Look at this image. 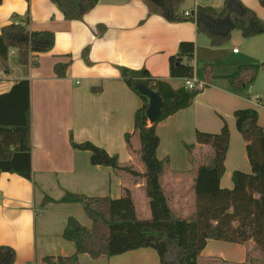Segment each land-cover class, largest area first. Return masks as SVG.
Instances as JSON below:
<instances>
[{
	"label": "crops",
	"instance_id": "0c3cea01",
	"mask_svg": "<svg viewBox=\"0 0 264 264\" xmlns=\"http://www.w3.org/2000/svg\"><path fill=\"white\" fill-rule=\"evenodd\" d=\"M0 2V33L4 26L28 22L29 31L51 32L55 37L51 51L38 54L35 65L22 67L13 51L9 52L7 73L0 62V94L20 80L29 82L30 91L31 181L15 174H0V246L13 249V264H43L47 257L74 255V245L62 234L67 221L75 218L86 229L91 228V221L80 204L58 202L67 193L118 200L127 191L136 206L135 214L139 216L135 208L140 203L144 214L150 215L146 179L142 178L145 168L137 155L139 142L132 135L134 116L142 102L122 81L119 70L145 69L174 90L183 88L185 79L171 78L169 70V59L177 56L183 42L192 43L195 52L191 61L183 59L182 63L192 66L193 79L205 88L189 108L154 127L159 142L155 157L164 162L160 186L170 207L184 217L191 214L196 172L211 162V149L196 144L197 131L215 134L224 123L228 126L229 146L221 188H232L234 170L251 172L246 143L236 129L233 112L254 109L259 126L264 128V69L240 93L233 92L223 78L239 66L264 64V38L249 42L257 49L253 54L241 56L240 51L231 53L226 49L230 56H219L217 63L208 62L199 57V50L210 48L209 40L197 32L195 23H173L155 13L144 0H99L81 20L72 21H66L51 0ZM241 3L264 22V8L257 0ZM199 6L220 10L222 0H182L179 12L191 14ZM57 64L66 65L63 77L55 73ZM250 74L244 73L241 81H248ZM126 134L131 135V149L124 141ZM71 142L93 144L109 156H116L120 165L130 167L140 177L92 165L91 153L74 149ZM174 193L180 195V200ZM45 198L56 202L45 203ZM184 201L189 202L187 209H183ZM197 262L264 264V254L251 241L231 244L208 240ZM77 263L160 264L157 252L150 248L110 258L91 259L80 254Z\"/></svg>",
	"mask_w": 264,
	"mask_h": 264
},
{
	"label": "trees",
	"instance_id": "16d2710c",
	"mask_svg": "<svg viewBox=\"0 0 264 264\" xmlns=\"http://www.w3.org/2000/svg\"><path fill=\"white\" fill-rule=\"evenodd\" d=\"M1 1V0H0ZM68 20H81L99 0H51ZM155 13L169 21L195 23L198 33L205 35L211 48L221 47L230 40L232 31L240 32L244 39L264 34V22L241 0H222V7H196L189 17L179 12L182 0H144ZM264 8V0H257ZM1 3V2H0ZM28 22L4 26L0 33V62L7 73L9 52L14 51L22 67L35 65L38 54L51 51L55 37L50 32L29 31ZM192 43H181L176 57L169 59L171 78L192 79L194 69L183 59L191 61L194 56ZM31 60V62H30ZM66 65L57 64L54 69L59 77L64 76ZM264 64L239 66L231 76L224 77L235 93L249 88ZM121 79L141 100L142 108L134 116L133 136L139 142L138 159L144 164L142 178L147 181L145 194L149 199L152 218H137L133 200L126 191L123 198L85 197L65 194L59 203H78L84 215L91 221L86 229L75 218H70L64 228L63 238L72 243L75 253L72 257H47L43 264H78L77 256L86 254L91 259L113 257L150 248L157 252L160 264H198V258L208 240L231 244L252 242L264 254V128L257 122L254 109L233 112L236 129L246 143L245 152L251 172L234 170L232 188L220 187L224 174L225 155L229 146V129L226 123L215 134L201 131L195 133L196 144L208 146L212 151L211 162L196 172L193 185L194 208L187 217L175 212L160 186V174L164 162L155 157L159 144L154 127L180 110L191 106L203 89L189 90L185 87L174 90L161 79L153 78L145 69L119 70ZM250 72L248 81L242 82L244 73ZM139 86L154 92L162 102L160 117L149 125L146 117L149 98L141 93ZM205 88V87H204ZM30 91L29 82L20 80L9 91L0 94V174L10 173L31 181L30 145ZM131 135L124 141L131 149ZM74 149L91 153L92 165L112 168L116 173L140 177L128 166L120 165L116 156H109L93 144H76ZM190 150L191 147L189 146ZM45 203L54 201L45 198ZM44 203V204H45ZM16 254L8 246H0V264H13ZM215 264V263H202Z\"/></svg>",
	"mask_w": 264,
	"mask_h": 264
},
{
	"label": "rangeland",
	"instance_id": "374dc122",
	"mask_svg": "<svg viewBox=\"0 0 264 264\" xmlns=\"http://www.w3.org/2000/svg\"><path fill=\"white\" fill-rule=\"evenodd\" d=\"M181 6V4H180ZM179 6V10L181 9V7ZM257 38H264V34L263 35H259V36H256V37H250L248 39H244L240 32H237V31H232V34H231V37H230V40L227 44L221 46V47H217V48H207V49H200L199 50V57H203V60H207L208 62H213V60H216V63L219 59V56H230L229 52L226 50H230V52L232 53V49L235 48L236 50L240 51V55L241 56H245V55H249V54H253L257 49L255 48H252L250 47L248 44L249 42H252L253 40H256ZM255 42V41H254ZM259 45L256 44V47H258ZM212 50H217V51H212ZM222 50V51H220ZM14 52V51H13ZM234 55V54H233ZM11 63H13V58L11 59ZM145 168V166H144ZM164 168V166H163ZM145 183L147 184V181L145 180ZM146 187V185H145ZM174 195H176V199H179L180 200V195L174 193ZM133 202V201H132ZM186 202V205L183 207V209H187L188 206L187 204L189 203L188 201H184ZM139 205L137 206V208H135L137 211H138V215L137 218L139 219H145V218H152L153 217V214H151L150 212V204H148V208L149 209V213L150 215H145L144 214V210L142 209L140 203H138ZM134 205V203H133ZM136 207V206H134ZM257 255H253L252 257H256ZM259 261H263V259H257ZM221 264V263H219Z\"/></svg>",
	"mask_w": 264,
	"mask_h": 264
},
{
	"label": "water",
	"instance_id": "95a60500",
	"mask_svg": "<svg viewBox=\"0 0 264 264\" xmlns=\"http://www.w3.org/2000/svg\"><path fill=\"white\" fill-rule=\"evenodd\" d=\"M138 89L141 93L145 94L149 98L146 117L148 123L153 124L161 114V99L154 92H152L148 88H145L144 86H139Z\"/></svg>",
	"mask_w": 264,
	"mask_h": 264
},
{
	"label": "built area",
	"instance_id": "2783aa9c",
	"mask_svg": "<svg viewBox=\"0 0 264 264\" xmlns=\"http://www.w3.org/2000/svg\"><path fill=\"white\" fill-rule=\"evenodd\" d=\"M182 16L187 18L190 16V13L184 12V13H182ZM233 52L237 53L238 50L233 49ZM184 87L189 89V90L204 89V86L202 84H200L199 82H197L196 79H193V78L185 80ZM255 100H258L257 96L255 97Z\"/></svg>",
	"mask_w": 264,
	"mask_h": 264
}]
</instances>
